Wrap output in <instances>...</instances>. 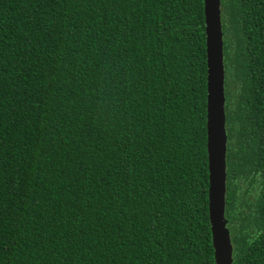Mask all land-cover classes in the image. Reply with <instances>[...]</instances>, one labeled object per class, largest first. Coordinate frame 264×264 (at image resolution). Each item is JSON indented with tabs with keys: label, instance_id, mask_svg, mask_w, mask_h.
I'll list each match as a JSON object with an SVG mask.
<instances>
[{
	"label": "trees",
	"instance_id": "1",
	"mask_svg": "<svg viewBox=\"0 0 264 264\" xmlns=\"http://www.w3.org/2000/svg\"><path fill=\"white\" fill-rule=\"evenodd\" d=\"M232 264H264V0H220ZM203 0H0V264H214Z\"/></svg>",
	"mask_w": 264,
	"mask_h": 264
},
{
	"label": "water",
	"instance_id": "2",
	"mask_svg": "<svg viewBox=\"0 0 264 264\" xmlns=\"http://www.w3.org/2000/svg\"><path fill=\"white\" fill-rule=\"evenodd\" d=\"M206 43V149L208 218L214 264H232L233 245L225 216L227 131L220 0H203Z\"/></svg>",
	"mask_w": 264,
	"mask_h": 264
}]
</instances>
